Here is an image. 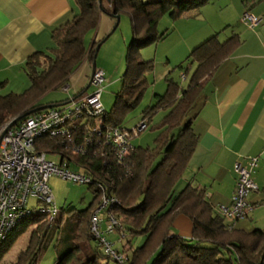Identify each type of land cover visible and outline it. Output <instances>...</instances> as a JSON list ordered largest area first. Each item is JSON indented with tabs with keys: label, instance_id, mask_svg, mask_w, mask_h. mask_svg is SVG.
Wrapping results in <instances>:
<instances>
[{
	"label": "trees",
	"instance_id": "16d2710c",
	"mask_svg": "<svg viewBox=\"0 0 264 264\" xmlns=\"http://www.w3.org/2000/svg\"><path fill=\"white\" fill-rule=\"evenodd\" d=\"M73 1L79 8V14L53 32L55 48L48 53H37L26 62L24 70L30 87L23 94L0 96V128L9 119L41 108L38 103L47 94L65 85L86 60L96 61L99 43H94L89 49L85 39L98 29L102 14H106L111 17L128 16L133 25L134 40L128 47L122 88L116 94L112 111H105L100 117L103 119L102 125L107 128L126 129L124 125L138 110L151 88L149 76L156 67L154 61L145 60L141 52L168 35L159 33L160 22L167 15L178 20L209 2ZM219 36L216 34L192 51L188 61L196 65V70L186 88L168 79L165 93L157 95L154 105L141 113L142 120L148 122V128L156 114L162 111L167 113L153 127L159 132L154 148L136 147L133 140L130 153L119 160L110 146H102L98 142L88 148L85 155H74L59 139L44 137L36 143L38 151L56 154L59 160L70 161L72 169L90 176L106 189L108 197L120 201L113 213L122 223L125 234L128 237L146 238L141 247L134 248L131 244L126 253L121 252L128 258L125 264H264L262 230L248 233L229 229L225 219L215 212L207 200L204 191L192 185L178 191L198 146L193 123L204 93L203 82L211 78L241 44L239 36H233L224 43L220 42ZM100 118L81 125V136L86 135L88 124L96 128ZM95 187L89 186L95 190L94 201L78 214L73 239L78 244L95 242L96 247L89 249L69 243L56 264H102L101 261L104 264H119L104 253L90 233L93 213L101 204L100 190ZM58 215L59 210L53 223L46 215L22 220L0 245V264H4L5 256L30 229L28 247L19 254L14 264H37L48 232L58 223ZM179 216H186L192 221L191 239L174 234L173 225Z\"/></svg>",
	"mask_w": 264,
	"mask_h": 264
},
{
	"label": "crops",
	"instance_id": "0c3cea01",
	"mask_svg": "<svg viewBox=\"0 0 264 264\" xmlns=\"http://www.w3.org/2000/svg\"><path fill=\"white\" fill-rule=\"evenodd\" d=\"M211 2L215 4V0ZM219 5H223L220 10H229L226 17L218 14L210 17L199 10L202 20L182 23L181 28H166L162 33L158 28L159 33H168L162 42L172 39V43L159 63L163 67L161 76L156 75L159 64L149 76L150 90L153 89L151 101L155 103L156 96L165 93L168 79L179 84L190 81L195 64L190 63L188 74L183 73L180 80L174 78L172 67L183 65L194 49L216 34L220 35L221 43L239 36L241 44L234 54L203 82L204 93L193 123L198 146L179 190L192 185L204 191L215 212L221 206L230 208L236 188L235 164H246L250 158H258L259 166L253 177L260 191L249 196L254 208L247 219L232 226L248 233L264 232V0H221ZM247 11L261 20L257 27L251 28L242 22ZM78 14L79 8L73 0H0V96L23 94L30 87L24 70L26 62L37 53L54 49L53 32ZM116 23L111 16L102 14L98 29L85 39L86 47L91 49L94 43L104 41ZM157 44V52L152 48L141 52L145 60L151 61L150 52L157 59L161 41ZM93 64L86 60L66 84L58 88L68 93L66 100L44 104L42 99L38 106L62 108L90 95L85 91L92 79ZM97 69L103 70L107 77L109 69L104 64L97 65ZM225 221L232 224L230 220ZM173 232L191 239L192 221L186 216L177 217ZM112 236H115L113 243L117 251L126 253L130 249L131 242L125 243L128 236L122 242L118 236Z\"/></svg>",
	"mask_w": 264,
	"mask_h": 264
},
{
	"label": "built area",
	"instance_id": "2783aa9c",
	"mask_svg": "<svg viewBox=\"0 0 264 264\" xmlns=\"http://www.w3.org/2000/svg\"><path fill=\"white\" fill-rule=\"evenodd\" d=\"M175 2L191 0H174ZM242 22L251 28L257 27L261 20L251 12H245ZM107 82L105 72L97 69L91 86L95 91L62 108L44 110L31 115L9 129L14 119H9L0 128V245L8 238L17 225L30 216L46 215L53 223L58 214L55 198L50 187V180L57 176L74 183L96 186L100 190L101 204L93 213L90 233L97 240L104 253L125 264L128 258L115 249V244L107 237L116 235L119 241L126 239L124 227L113 213L121 203L117 198L106 195V189L96 183L90 176L72 169L70 161L50 160L58 158L56 154L38 151L36 143L47 137L59 139L74 155H85L93 144L108 145L119 158L126 157L132 149V141L147 131L148 122L142 120L132 129L107 128L98 125L93 128L87 125L86 135L80 134L81 125L91 119L96 120L105 113L102 102L104 85ZM81 122V124H80ZM98 142V143H96ZM259 166L258 158H250L246 164L237 162L234 166L236 188L232 206H221L218 213L225 220L234 223L248 218L253 210L249 202L252 193L260 188L254 180ZM38 206L31 205V201ZM105 212V218L101 215ZM106 221V225L104 224Z\"/></svg>",
	"mask_w": 264,
	"mask_h": 264
},
{
	"label": "rangeland",
	"instance_id": "374dc122",
	"mask_svg": "<svg viewBox=\"0 0 264 264\" xmlns=\"http://www.w3.org/2000/svg\"><path fill=\"white\" fill-rule=\"evenodd\" d=\"M220 1L221 0H215V4H213V2L209 0V2L204 7L198 10L191 11L190 13H186L177 21H174L169 15L165 16L160 22V27H159L160 32L162 33L163 30H165L166 28H172L173 26L181 28L182 23L202 20V14H206V13L210 17H212V15L215 16L217 14L218 16L223 15L224 17H226L227 16L226 13L229 12V10L226 9L225 11L220 10V8L223 7V5H219ZM199 10L202 13L201 16L198 15ZM182 21H186V22H182ZM133 40H134V35H133L132 22L128 16H123L121 17L119 27L109 37V39L102 44L98 56L96 58L95 62L98 65V67H102V64H104L109 69V72H107V77H106L107 82L104 85L105 89L102 97V102L105 107V111H107L108 113L112 111V108L115 104L116 94L122 88V77L124 76L127 70L126 57H127L128 47H130ZM171 41L172 39L169 40L168 42L161 41L157 59L156 56H154L150 52V57H151L150 60L154 61L155 65L159 63L161 64V62L163 61V57L165 56L166 48L170 46V43H172ZM148 48H152V51L155 53V51L157 52L158 44L143 49L142 53ZM160 64L156 67L157 68L156 75L158 77L159 75L161 76L163 69V67ZM182 66L183 68L181 69L180 65H178L177 67L173 65L172 68H174L173 70L174 78H178L180 80L182 74L186 72L187 68H189L190 62L187 60L185 61V63H183ZM194 71L195 68L193 69V71H191V76ZM180 84H184L185 88L188 85V83H184V82H180ZM94 91H95V87L91 86L85 91V94H92ZM152 92L153 89L149 90L145 99L139 106L138 110H136V112L130 116L129 120L124 125L126 129H132L135 126H137L142 121L141 113L144 110H146L148 107L154 105V103H152L151 101ZM67 98H68V93H66L62 88H60L47 94L43 98L42 102L46 104L52 101L56 102L60 100H66ZM166 114L167 113L164 111L156 114L153 117L152 123L150 127L147 129V131L142 133L136 139H134L133 144L136 147H142L145 149L154 148L155 141L159 135V132L154 130L153 127L154 125L160 123L163 120V118L166 116ZM97 123L98 125H102L103 119L102 118L98 119ZM49 159L60 162L58 158L50 157ZM76 172H81V171L76 170ZM50 187L53 191L55 202L59 210L58 223L54 224L51 227V230L48 232L47 238H45L44 240L42 253L39 254V261H38L39 264H55L56 259L58 258L59 260L60 256L62 255V252H64L66 248L69 246V243H72L77 246H81L83 248L89 247V249L90 247L92 248L96 247L95 242H90L87 244L86 243L78 244V242H76L73 239L74 238L73 228H75L76 226L78 214L85 211L93 203L95 197L94 195L95 190L94 191L91 190L88 185L74 183L72 181L65 180L57 176L53 177L50 180ZM180 188L181 186L178 187V191H180L179 190ZM31 205L38 206L39 204L37 201L32 200ZM101 218L102 219L105 218V212L102 213ZM104 224L106 225V221H104ZM30 231L31 229L23 236H21L19 240H17V242L11 248L10 252L7 254V257L4 258L5 263H7V261L10 260L16 261L18 255L27 249L29 244ZM107 238L112 243L115 241V236H109ZM129 241L131 242L134 248H137V247H141L145 243L146 238L143 236L129 237L125 243ZM90 253L91 251L88 252V256ZM101 263L104 264L103 261H101Z\"/></svg>",
	"mask_w": 264,
	"mask_h": 264
},
{
	"label": "water",
	"instance_id": "95a60500",
	"mask_svg": "<svg viewBox=\"0 0 264 264\" xmlns=\"http://www.w3.org/2000/svg\"><path fill=\"white\" fill-rule=\"evenodd\" d=\"M112 18H114V19L117 21L116 26H115L113 32H112L108 37H106V38L104 39V41H102V42L98 45V48H97V50H96V52H97V56H98V53H99V51H100V48H101L102 44H103L105 41H107V40L109 39V37H110V36H111V35L117 30V28L119 27V24H120V21H121V17H119V16H112ZM96 70H97V65H96V62H94V64H93V71H92V78H93V76H94ZM91 83H92V79H91V82H90L88 88L91 87ZM58 107H59V105H56V106H44V107H41V108H39V109H37V110H35V111H33V112H31V113L25 115V116H22V117L16 118V119H14V121L12 122V124L10 125L9 129L13 128V127L16 126L19 122H21L22 120H24L25 118H27V117H29V116H31V115H34V114L39 113V112L44 111V110L55 109V108H58Z\"/></svg>",
	"mask_w": 264,
	"mask_h": 264
}]
</instances>
